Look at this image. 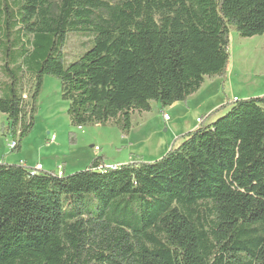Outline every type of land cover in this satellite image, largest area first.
Returning <instances> with one entry per match:
<instances>
[{"label":"trees","instance_id":"obj_1","mask_svg":"<svg viewBox=\"0 0 264 264\" xmlns=\"http://www.w3.org/2000/svg\"><path fill=\"white\" fill-rule=\"evenodd\" d=\"M230 27L263 36L264 0H0L10 153L33 130L46 77L73 127L126 134L151 102L184 103L205 78L223 90ZM80 29L92 44L65 65ZM220 109L154 162L97 157L67 176L0 162V264H264V96Z\"/></svg>","mask_w":264,"mask_h":264},{"label":"rangeland","instance_id":"obj_2","mask_svg":"<svg viewBox=\"0 0 264 264\" xmlns=\"http://www.w3.org/2000/svg\"><path fill=\"white\" fill-rule=\"evenodd\" d=\"M90 32L78 30L68 33L63 47V62L65 65L74 62L92 43H90ZM229 62L227 72L231 71L230 89L239 100L258 98L264 96V35L261 37L241 38L233 27L229 28ZM57 81L54 78L47 77ZM220 80L216 77L206 78L205 86L211 96L226 103H232V96L227 94L226 88H220ZM46 87L42 88L37 98V110L34 115V127L29 136L24 139L28 142L24 145L21 158L24 160L31 152V148L40 151V162L43 165H55L57 169L56 155L65 151L68 145L65 143V135L69 131L77 132L78 138L76 157L79 162L85 158L93 159L102 157L108 164L130 163L131 161L154 162L161 159L171 147H177L181 138L187 133V129L193 127L196 117H206L213 113L215 119L225 115L227 109H216L211 112H192L187 116V101L174 108H162L156 102H151L149 112H133L130 116V129L123 133L118 123H107L106 125H90L80 129L73 127L66 113L68 104L61 100V91L55 89L54 85L46 81ZM60 87V84H59ZM213 104V103H212ZM218 109V108H217ZM220 111H223L220 113ZM168 113L170 121H164L163 115ZM203 123V121H201ZM206 123V122H205ZM55 141H46L51 136ZM11 136L7 134L6 117L0 113V160L10 155L14 160L19 153H10L9 143ZM69 143V142H68ZM97 147V151L94 148ZM71 150V149H68ZM73 154H71V157ZM5 163V162H4ZM61 162H59L60 164ZM62 163L60 164V166ZM63 166V165H62ZM61 166V167H62ZM83 167V166H82ZM79 168L85 170L87 168ZM108 167V166H107ZM90 205V204H89Z\"/></svg>","mask_w":264,"mask_h":264},{"label":"crops","instance_id":"obj_3","mask_svg":"<svg viewBox=\"0 0 264 264\" xmlns=\"http://www.w3.org/2000/svg\"><path fill=\"white\" fill-rule=\"evenodd\" d=\"M227 69H228V67H227ZM233 72L234 71H231L230 76H229V73L227 72V78H226V84H225V88H226L227 94L229 96H232L231 99L237 98L235 96V94L232 93V91L230 89L231 85H230L229 79L231 78V75H233ZM46 81H49L50 83H52L54 85L55 89H59L60 88L58 81L52 80V79L47 78V77L44 78L43 88L46 87V84H45ZM204 84H205V80H204V83L201 85L200 89L195 94L191 95L187 99V116H188V114L192 113L193 111L194 112L195 111L196 112L202 111V113L200 114V117H201V115H203V112L209 113L213 109H216L215 111L217 112L221 107H223L226 104H229V100H228V103H226L224 101H221L219 99H216L215 102L212 101L211 100V96L212 95L209 94L208 89H206V86ZM219 91H220V86H219L218 92ZM181 104L182 103H175L172 106H170V108H174V107L179 106ZM222 112L223 111H220V113H222ZM165 114L169 115L167 112ZM210 114H213V113H210ZM196 119H199V117L195 118V124L193 125V127H190V128L187 129V133L186 134L194 131L195 129H197L199 127V124L196 123ZM214 120H215V116H213L210 120H207L205 125H208V124L212 123ZM78 129H80V128H78ZM70 132L71 131H69L67 133L69 134ZM71 133H73V135H74V141H75L74 144L71 145V144L68 143L69 142L68 134H66L64 139H65V143L68 145V148L66 147L64 152L56 154V155L61 156L60 158L57 159L56 165H57V167H59L60 164L62 163V165H63V166L61 165L62 166V172H63V174L65 176L73 174V173L78 172L79 170H81L79 168V165L81 167L82 166L83 167L87 166V168H88L90 163L95 159V158L88 159V161H87V158H85V160L84 161L81 160V162H79V160L76 159V157H78L77 156L78 150H75V149L77 148L78 138H80V136H79V134L77 136V132H75V131H72ZM48 140H50V138L46 139V141H48ZM55 140H56V137H55ZM27 142H28L27 140H23V142L21 143L20 152H19V154L17 155V157L14 160L11 159L10 155L9 156L6 155V156H4L2 158V160H0V162H5L6 164L24 165V166H26L28 168H32L33 170H35L38 166H40L41 167L40 172H46V173L55 174L57 172V169L55 170V167H54L55 165L51 166L48 163H46V165H43L42 162H40L39 156H40L41 153H40L39 149L36 150L34 148H31V152L28 153L29 155L26 156V158L24 160L21 158V156H22L21 152L23 151L24 145ZM95 148H97V147H95ZM68 149H71V150H68ZM71 154H73L72 155L73 157H71ZM59 162H61V163L59 164ZM136 162H143V161H133V162L131 161L130 163H136ZM146 162H149V161H146ZM102 164L104 166H112V165H124V164H128V163H126V161H124V163L108 164V163H105L103 161Z\"/></svg>","mask_w":264,"mask_h":264},{"label":"built area","instance_id":"obj_4","mask_svg":"<svg viewBox=\"0 0 264 264\" xmlns=\"http://www.w3.org/2000/svg\"><path fill=\"white\" fill-rule=\"evenodd\" d=\"M234 101H236V98H233V99H232V102H234ZM163 119H164V121H167V122L170 120V118H169L168 115H163ZM201 121H202L201 118L196 119V123L199 124V125L201 124ZM54 140H55V137L52 136V137H50V140H49V141L51 142V141H54ZM15 146H16V144H15L14 141L10 142V149L14 148ZM97 150H98L97 148H94V151H97ZM117 166H118V165H112V166H108V168H110V169H114V168H116ZM35 170H36V171H40V170H41V167L38 166ZM56 174H57V176H62V175H63L62 167H61V166L57 167V172H56Z\"/></svg>","mask_w":264,"mask_h":264}]
</instances>
